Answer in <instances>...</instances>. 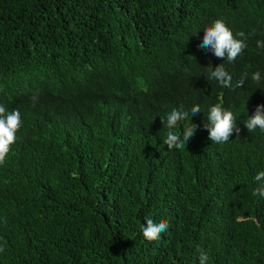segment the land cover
Returning <instances> with one entry per match:
<instances>
[{
    "label": "trees",
    "instance_id": "16d2710c",
    "mask_svg": "<svg viewBox=\"0 0 264 264\" xmlns=\"http://www.w3.org/2000/svg\"><path fill=\"white\" fill-rule=\"evenodd\" d=\"M216 19L245 33L234 63L199 47ZM258 40L264 0H0V104L23 122L0 166V264H264V132L244 125L264 104ZM222 63L232 88L206 77ZM217 103L241 129L223 144L204 128ZM181 105L201 113L175 131L199 127L169 149ZM146 218L168 231L146 240Z\"/></svg>",
    "mask_w": 264,
    "mask_h": 264
},
{
    "label": "clouds",
    "instance_id": "9594fccd",
    "mask_svg": "<svg viewBox=\"0 0 264 264\" xmlns=\"http://www.w3.org/2000/svg\"><path fill=\"white\" fill-rule=\"evenodd\" d=\"M240 37V38H237ZM245 33L239 32L234 34L233 31L222 19H216L211 25L205 28L204 36L199 47L210 50L217 58L225 59L229 63H234L244 50L247 48L245 42ZM257 47L264 49V41H257ZM208 81L214 80L222 88H232V76L226 71L224 64L213 68L209 67L206 75ZM247 79V73L244 74L235 87L241 88ZM251 80L257 84L261 81V74L255 72L251 75ZM38 99L37 95L33 96V100ZM201 113L199 105H194L190 110H185L181 105L179 108H173L162 120L164 128L167 129L163 144L169 149L183 150L185 144L194 136L198 129V125L191 123L185 126L183 134L175 131L179 122L187 120ZM21 114L18 109L8 111L7 108L0 104V166L5 165L7 157L12 150V146L17 141V133L22 127ZM245 127L249 132H254L259 128L264 132V104L257 106L255 114L244 121ZM204 128L209 132V139L213 143H227L235 132L240 133L241 129L237 126V120L233 112L225 109L220 103L211 106L208 109L206 123ZM257 187L253 190V196L264 197V171H260L254 177ZM169 225L167 221H154L146 218V225L142 226V233L146 240L155 241L161 238V234L168 231ZM5 251L0 246V253ZM199 252V264H208V254L202 249Z\"/></svg>",
    "mask_w": 264,
    "mask_h": 264
},
{
    "label": "bare ground",
    "instance_id": "6f19581e",
    "mask_svg": "<svg viewBox=\"0 0 264 264\" xmlns=\"http://www.w3.org/2000/svg\"><path fill=\"white\" fill-rule=\"evenodd\" d=\"M244 89H245V88H244ZM263 97H264V96H263ZM263 97H262V98H263ZM237 98H238V97H237ZM239 99H240V97H239ZM250 100H251V99H250Z\"/></svg>",
    "mask_w": 264,
    "mask_h": 264
}]
</instances>
